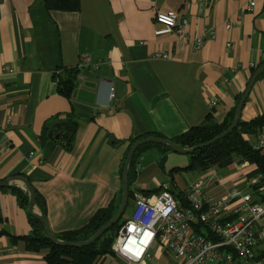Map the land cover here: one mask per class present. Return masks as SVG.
<instances>
[{
  "label": "crops",
  "instance_id": "1",
  "mask_svg": "<svg viewBox=\"0 0 264 264\" xmlns=\"http://www.w3.org/2000/svg\"><path fill=\"white\" fill-rule=\"evenodd\" d=\"M80 1V11L68 12L47 10L40 0H0V182L18 175L28 179L45 203L54 234L81 229L118 200L131 140L177 137L208 116L222 123L243 96L252 63L264 60V0H256L253 10L248 0ZM169 10L188 19L183 33H160L157 12ZM208 29L215 39L198 47L197 38ZM88 56L92 64L80 66ZM5 66L14 72L4 74ZM75 67L78 83L67 99L55 75ZM213 99L218 104L210 108ZM263 113L264 74L241 119ZM66 115L78 121L70 151L47 128ZM190 160V154L147 148L134 186L153 197L169 179L185 203L186 189L202 176L187 170ZM255 168L248 162L218 168L220 185L206 189L221 195L245 186ZM10 185L28 191L22 181ZM134 208L135 202L126 217ZM32 229L29 211L10 187H1L0 264L45 263L46 250H27L8 234L25 236ZM156 256L146 264L169 263L160 251Z\"/></svg>",
  "mask_w": 264,
  "mask_h": 264
},
{
  "label": "built area",
  "instance_id": "2",
  "mask_svg": "<svg viewBox=\"0 0 264 264\" xmlns=\"http://www.w3.org/2000/svg\"><path fill=\"white\" fill-rule=\"evenodd\" d=\"M248 2L249 10H253L256 0ZM156 23L163 28L160 33H183L189 25L188 19L175 10L157 12ZM226 28L231 29L232 24ZM215 37V31L208 29L197 38L196 45L200 47ZM91 64L88 56L80 66ZM252 67L257 64L252 63ZM2 72L11 74L14 70L5 66ZM217 104L213 99L209 107ZM249 142L254 150L264 151V129ZM141 169L139 162L138 172ZM260 179L256 176L245 186H233L218 195L206 189L220 185L218 167L211 168L186 189L187 205L175 196L169 179L160 184L153 197L137 191L135 208L116 235L113 253L97 264H122L119 260L146 264L156 261L158 251L170 258L168 264H264V259L258 257V250L264 248V185L254 189ZM198 226H203L207 235L198 232Z\"/></svg>",
  "mask_w": 264,
  "mask_h": 264
},
{
  "label": "trees",
  "instance_id": "3",
  "mask_svg": "<svg viewBox=\"0 0 264 264\" xmlns=\"http://www.w3.org/2000/svg\"><path fill=\"white\" fill-rule=\"evenodd\" d=\"M46 7L47 10H55V11H68L75 12L80 11L81 9V1L80 0H40ZM264 64V60H262L257 67H252V72ZM80 74V68H62L59 71L55 78L58 83V91L59 93L66 97L67 99H71L72 92L77 86L78 78ZM264 74V73H263ZM262 74V75H263ZM261 75V76H262ZM260 76V77H261ZM259 77V78H260ZM237 105L228 113L226 119L220 123L213 119L212 116H208L206 120L187 131L186 133L179 135L173 138H167L158 134H148L143 135L138 138H135L130 141L128 145V152L131 146L138 140L145 139L147 137H161L170 139L172 142L178 144L182 148L191 149L196 145L207 143L212 141L216 137L220 136L224 133L232 124L237 110ZM56 122H65L66 124L58 128L60 130L57 132L61 135V140L63 141V145L65 148L70 151L73 147L74 135L78 128V121L74 119L71 115H66L63 117H56V121H53L52 124ZM52 124L47 126L48 130ZM264 129V113L253 118L250 121H243L242 119L239 121L238 125L234 128V130L227 134L226 136L221 137L216 142L212 143L209 146L203 147L192 154H190V164L187 170L204 174L209 169L218 167L224 168L235 162L240 164L248 162L256 166V168L249 173L248 180L256 176H261V179L257 185L254 186V189H257L258 186L264 185V151L254 150L251 147L250 142L244 137L246 134L258 136ZM152 146H159L154 143H148L140 146L129 165L128 170V183H129V203L126 208L125 213L119 219V221L111 226L98 240L95 242L84 245V246H70V245H59L51 241L44 233L45 226L44 223L30 215V220L32 222V233L25 236H16L13 234H9L12 242L14 244L23 243L25 248L30 251H47V255L45 256L44 264H97L98 261L105 258L108 254L113 253L112 245L118 234L121 227L124 225L126 220L129 217H126L128 210L132 208L134 204V195L137 191H140L144 194H147L145 190H139L135 188V183L138 178V170L137 166L140 162V157L145 149L150 148ZM159 147H163L165 150L175 151L172 147L166 145H160ZM127 155L125 157V162L127 159ZM124 162V166H125ZM165 159L163 158L160 161L161 167L164 166ZM124 167L122 168L123 175ZM179 171V170H178ZM172 175L175 171H171ZM20 176V175H18ZM23 177V176H22ZM30 182V181H29ZM31 183V182H30ZM32 184V183H31ZM6 187H10L13 193L17 195L18 201L20 205L28 210V205L30 202L29 191H24L19 189L15 185H8ZM173 191V190H172ZM36 200L37 207L40 209L41 214L46 216V208L45 203L41 199V197L37 194L36 190ZM174 193V191H173ZM178 199L184 201V196L182 193L175 195ZM123 198V189L120 193V196L117 201L112 202L108 207L100 209L97 211L94 216L91 218L89 223L82 227L81 229L74 231H67L60 234H55L56 237L63 241H71V242H82L89 240L92 236H94L97 231L109 222L118 212ZM185 205L187 203L185 202ZM198 232L207 235V231L202 226L197 227ZM4 233H7L4 231ZM258 257L264 259V248H260L258 250Z\"/></svg>",
  "mask_w": 264,
  "mask_h": 264
},
{
  "label": "water",
  "instance_id": "4",
  "mask_svg": "<svg viewBox=\"0 0 264 264\" xmlns=\"http://www.w3.org/2000/svg\"><path fill=\"white\" fill-rule=\"evenodd\" d=\"M263 73H264V64H262L260 67H258L255 70V72L253 73V75H252V77H251V79L247 85V88H246L243 96L241 97L238 105H237L236 115H235V118H234L232 124L230 125V127L224 133H222L220 136L216 137L212 141L196 145L195 147H193L191 149L182 148L178 144L172 142L170 139L155 137V136L147 137L145 139L136 141L131 146V148L128 152L127 159H126L125 166H124V171H123V198H122L121 206H120L118 212L116 213V215L109 222H107L105 225H103L97 231V233L87 241H82V242L63 241V240L59 239L58 237H56V235L54 234V232L50 228V224H49L47 217L42 215L38 211L35 189L32 186V184L29 182V180L26 179L25 177H22V176L10 177V178L0 182V188L10 185L12 181H17V180L22 181L26 185V187L28 188L29 195H30V202L28 205V211L31 215H33L34 217H37L38 219H40L44 223V226H45L44 233L51 241H53L54 243L59 244V245H70V246L89 245V244L95 242L96 240H98L111 226L116 224L119 221V219L123 216V214L125 213L126 208L128 206V203H129V183H128L129 165L131 163V160H132L136 150L140 146L148 144V143L161 144V145L170 146L175 151L180 152V153L192 154L193 152H195V151H197L203 147L211 145L212 143L216 142L221 137L226 136L227 134L231 133L234 130V128L238 125L239 121L241 120L242 111H243L244 106L247 102V99H248L255 83L257 82V80L259 79V77ZM65 124H66L65 122H56V123L52 124L50 127V130H49V136L53 137L55 135V137L57 139H59L61 137V135L56 134V131L58 128L63 127Z\"/></svg>",
  "mask_w": 264,
  "mask_h": 264
},
{
  "label": "rangeland",
  "instance_id": "5",
  "mask_svg": "<svg viewBox=\"0 0 264 264\" xmlns=\"http://www.w3.org/2000/svg\"><path fill=\"white\" fill-rule=\"evenodd\" d=\"M157 145H159V146H160L161 144H157ZM157 255H158V254H157ZM119 261H121V260H119ZM147 264H148V263H147ZM149 264H154V263H149Z\"/></svg>",
  "mask_w": 264,
  "mask_h": 264
}]
</instances>
